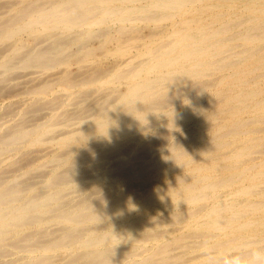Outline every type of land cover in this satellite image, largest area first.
<instances>
[{"label":"bare ground","instance_id":"1","mask_svg":"<svg viewBox=\"0 0 264 264\" xmlns=\"http://www.w3.org/2000/svg\"><path fill=\"white\" fill-rule=\"evenodd\" d=\"M0 264H264V0H0Z\"/></svg>","mask_w":264,"mask_h":264}]
</instances>
